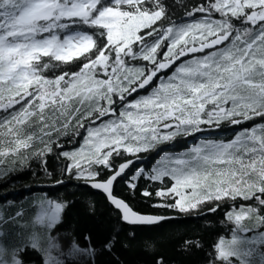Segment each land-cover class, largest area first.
Listing matches in <instances>:
<instances>
[{"label":"snow or ice","instance_id":"6c2138e0","mask_svg":"<svg viewBox=\"0 0 264 264\" xmlns=\"http://www.w3.org/2000/svg\"><path fill=\"white\" fill-rule=\"evenodd\" d=\"M33 165L99 191L128 226L219 215L206 264H264V0H0V179ZM68 203L4 206L0 264H96L90 235L62 243ZM119 243L99 249L113 264Z\"/></svg>","mask_w":264,"mask_h":264},{"label":"trees","instance_id":"16d2710c","mask_svg":"<svg viewBox=\"0 0 264 264\" xmlns=\"http://www.w3.org/2000/svg\"><path fill=\"white\" fill-rule=\"evenodd\" d=\"M174 0H168L173 3ZM189 0H185V3ZM181 10L177 9L179 15ZM251 125V122H248ZM233 135L232 129L225 127L218 133L220 138H227ZM193 141L179 140L175 148H168L169 151H182ZM156 158V154L148 155L142 161L136 163V167L141 164L147 169ZM49 170L54 173L60 166L54 155L48 157ZM33 170L36 172L34 176ZM125 191L124 184L119 181L115 184V192L122 194ZM47 192L51 197H60L67 200L68 207L63 214L62 226L59 230L62 243L71 237L80 240L84 234L90 235L92 244L97 248L96 264H113V257L99 251L103 242L111 235L118 233V240L114 253L119 257L122 264H153L156 254H162L168 264H206L205 252L208 245L216 238L220 226L219 215L208 214L207 218H180L170 222H164L159 227H132L120 223L117 214L106 201L104 195L84 186L83 184L68 179L63 185L52 186L50 180L45 178L39 168L33 165L32 170L25 169L18 171L0 179V210L4 206L25 205L33 196H39ZM135 210L142 212L155 211L145 205L137 196L135 200H129ZM89 205H92L90 209ZM35 209H33V212ZM209 225H212L209 227ZM129 233L134 234V238L129 237ZM186 238L200 239L205 245L204 250L190 249L183 251L180 248L182 241ZM146 240L154 242V248L148 249L145 246ZM82 243V241H81ZM128 244V247H123ZM35 259V255H32Z\"/></svg>","mask_w":264,"mask_h":264},{"label":"water","instance_id":"95a60500","mask_svg":"<svg viewBox=\"0 0 264 264\" xmlns=\"http://www.w3.org/2000/svg\"><path fill=\"white\" fill-rule=\"evenodd\" d=\"M137 162H139V161H137ZM57 186V185H56ZM93 190V189H92ZM94 191H96V190H94ZM96 192H99V191H96ZM100 193V192H99ZM100 194H102V193H100ZM103 195V194H102Z\"/></svg>","mask_w":264,"mask_h":264}]
</instances>
